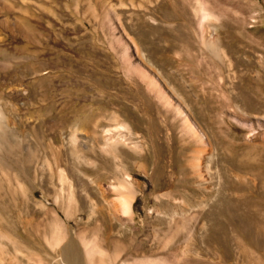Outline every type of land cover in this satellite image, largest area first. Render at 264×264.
I'll list each match as a JSON object with an SVG mask.
<instances>
[{
    "label": "rangeland",
    "instance_id": "1",
    "mask_svg": "<svg viewBox=\"0 0 264 264\" xmlns=\"http://www.w3.org/2000/svg\"><path fill=\"white\" fill-rule=\"evenodd\" d=\"M79 235L264 264V0H0V264Z\"/></svg>",
    "mask_w": 264,
    "mask_h": 264
},
{
    "label": "bare ground",
    "instance_id": "2",
    "mask_svg": "<svg viewBox=\"0 0 264 264\" xmlns=\"http://www.w3.org/2000/svg\"><path fill=\"white\" fill-rule=\"evenodd\" d=\"M131 204H132V202H131L130 198L123 199L122 208H123L124 212L125 211L126 212L131 211ZM80 239H81L83 249H84L86 264H110L109 262H104V260L102 259V256L104 255V249L102 248V246L100 244H98L94 240L86 239L82 235L80 236ZM65 240H63V241H65ZM60 243H61V241L59 242L58 240H56V241L51 243L50 247H52L53 251H55V249L57 247H59V245H61ZM16 248H18V247L15 246V249ZM29 253H30V251H29ZM55 253H56V251H55ZM15 262H16V264H20V262L16 259H15ZM62 262H63V259L58 257V258L50 260V261L49 260L44 261L41 259L35 264H62ZM125 264H169V262H167L166 260L159 261L158 258L144 257L138 261H126Z\"/></svg>",
    "mask_w": 264,
    "mask_h": 264
}]
</instances>
